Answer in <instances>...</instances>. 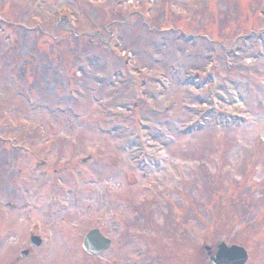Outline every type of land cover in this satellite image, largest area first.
I'll return each mask as SVG.
<instances>
[{
  "label": "rangeland",
  "instance_id": "374dc122",
  "mask_svg": "<svg viewBox=\"0 0 264 264\" xmlns=\"http://www.w3.org/2000/svg\"><path fill=\"white\" fill-rule=\"evenodd\" d=\"M263 129L264 0H0V264H264Z\"/></svg>",
  "mask_w": 264,
  "mask_h": 264
},
{
  "label": "water",
  "instance_id": "95a60500",
  "mask_svg": "<svg viewBox=\"0 0 264 264\" xmlns=\"http://www.w3.org/2000/svg\"><path fill=\"white\" fill-rule=\"evenodd\" d=\"M264 139V132L262 133ZM39 244V239L36 238ZM109 241L105 239L98 230H92L85 239V248L92 253H97L108 246ZM209 249V248H207ZM247 260V253L244 248L239 246L227 247L225 244L219 246L216 258V264H244Z\"/></svg>",
  "mask_w": 264,
  "mask_h": 264
}]
</instances>
